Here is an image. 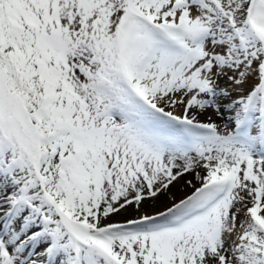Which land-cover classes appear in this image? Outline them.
<instances>
[{"label":"snow or ice","instance_id":"snow-or-ice-1","mask_svg":"<svg viewBox=\"0 0 264 264\" xmlns=\"http://www.w3.org/2000/svg\"><path fill=\"white\" fill-rule=\"evenodd\" d=\"M0 264H264V0H0Z\"/></svg>","mask_w":264,"mask_h":264},{"label":"rangeland","instance_id":"rangeland-1","mask_svg":"<svg viewBox=\"0 0 264 264\" xmlns=\"http://www.w3.org/2000/svg\"><path fill=\"white\" fill-rule=\"evenodd\" d=\"M219 83L221 85L227 84L230 91L234 90L233 86L230 84V82H228L226 80V78H222L219 81ZM250 83L251 82H249V84ZM249 84L243 85L242 89H238L239 92H238V90H236L237 93L234 94V95L232 94L233 97L234 98H239L240 96L245 95L247 89L249 88ZM209 116H211L212 120L215 123H217L218 125H220L221 129L223 130L224 125L227 123L228 114L225 113L224 117H221V116H219L217 114H214L212 112V110H208L205 113H200L198 115V119L201 120V121H207ZM189 180H191L194 185L199 186V182L196 181V179H195L193 174H191V173L185 174L183 177L179 178L176 182L173 183V185L170 188V193H169L167 198L161 197V199L159 201H156L155 203H153V201H151V200L146 201L144 203V205H143V211H146L148 213H154L157 210H162V208H163V206L165 204H169L170 205L171 202H172V200H171L172 196H175V198L177 200H179V199L183 198L184 196H186L188 194H191V192L194 189L190 185L187 184V181H189ZM136 215H138V213L133 208V209H129L126 212H121L119 215L113 216L112 219L114 221H123L125 219L132 218V217H134Z\"/></svg>","mask_w":264,"mask_h":264},{"label":"bare ground","instance_id":"bare-ground-1","mask_svg":"<svg viewBox=\"0 0 264 264\" xmlns=\"http://www.w3.org/2000/svg\"><path fill=\"white\" fill-rule=\"evenodd\" d=\"M238 92H239V90H238ZM237 93V91L236 90H232V94L234 95V94H236ZM228 118V117H227Z\"/></svg>","mask_w":264,"mask_h":264}]
</instances>
